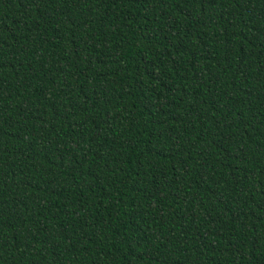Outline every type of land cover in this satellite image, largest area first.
<instances>
[{"label":"trees","instance_id":"obj_1","mask_svg":"<svg viewBox=\"0 0 264 264\" xmlns=\"http://www.w3.org/2000/svg\"><path fill=\"white\" fill-rule=\"evenodd\" d=\"M0 264H264V0H0Z\"/></svg>","mask_w":264,"mask_h":264}]
</instances>
